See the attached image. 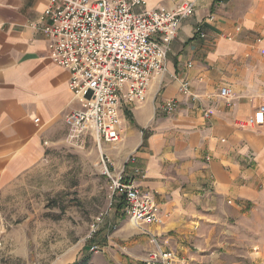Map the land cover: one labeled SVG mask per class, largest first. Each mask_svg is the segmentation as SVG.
I'll list each match as a JSON object with an SVG mask.
<instances>
[{
    "label": "crops",
    "instance_id": "crops-1",
    "mask_svg": "<svg viewBox=\"0 0 264 264\" xmlns=\"http://www.w3.org/2000/svg\"><path fill=\"white\" fill-rule=\"evenodd\" d=\"M183 1L194 2L195 13L180 21L166 73L151 82L144 102L121 108L118 148L122 164L134 156L140 171L134 177L127 166L126 176L167 215L146 230L179 260L203 264L220 226L264 194V125L237 127L264 101V0H144L148 10L167 11ZM47 5L0 0V193L33 169L43 144L66 128V114L80 108L69 73L47 56L40 21ZM221 88L231 96L221 98ZM170 101L177 109L166 114ZM121 210L109 217L115 231L103 227L95 237L98 253L85 245L49 264H141L149 237Z\"/></svg>",
    "mask_w": 264,
    "mask_h": 264
},
{
    "label": "built area",
    "instance_id": "built-area-1",
    "mask_svg": "<svg viewBox=\"0 0 264 264\" xmlns=\"http://www.w3.org/2000/svg\"><path fill=\"white\" fill-rule=\"evenodd\" d=\"M47 3L40 18L41 32L49 43L47 56L69 73L68 90L80 105L64 118L69 138L78 141L89 135L97 145L101 173L111 184L109 207L122 200V215L134 229L149 237L150 249L141 264H186L164 248L159 236L146 230L151 225L161 226L167 215L163 217L153 196L135 187L126 176L127 166L133 167L132 176L140 174L133 166L134 156L114 174L108 167L109 157L100 148L121 142V108L144 102L151 82L165 75L170 44L180 21L195 13L194 2L183 1L170 11L148 10L144 0H47ZM201 28L198 26L195 32L204 38ZM260 53L264 55V48ZM181 88L184 94L188 93L187 83ZM219 96L229 98L231 91L221 88ZM176 109L177 104L170 101L163 112L170 114ZM263 125L264 101L251 117L237 123L243 130ZM105 215L100 214L90 225L87 241L92 242L91 254L100 251L93 242Z\"/></svg>",
    "mask_w": 264,
    "mask_h": 264
},
{
    "label": "rangeland",
    "instance_id": "rangeland-1",
    "mask_svg": "<svg viewBox=\"0 0 264 264\" xmlns=\"http://www.w3.org/2000/svg\"><path fill=\"white\" fill-rule=\"evenodd\" d=\"M56 140L43 144L33 169L0 193V264H49L69 249L84 248L100 214L106 219L99 232L115 231L109 217L117 204L109 207L111 184L101 173L94 140H72L66 128ZM118 147L100 148L114 174L123 165ZM220 231L217 246L204 250L203 264H264V194Z\"/></svg>",
    "mask_w": 264,
    "mask_h": 264
},
{
    "label": "trees",
    "instance_id": "trees-1",
    "mask_svg": "<svg viewBox=\"0 0 264 264\" xmlns=\"http://www.w3.org/2000/svg\"><path fill=\"white\" fill-rule=\"evenodd\" d=\"M117 206H116V210L119 212L122 208H123V201L122 200H119L117 203ZM92 242H88L87 243V246L91 245ZM90 247V246H89Z\"/></svg>",
    "mask_w": 264,
    "mask_h": 264
}]
</instances>
